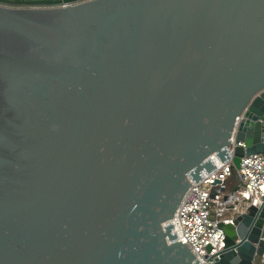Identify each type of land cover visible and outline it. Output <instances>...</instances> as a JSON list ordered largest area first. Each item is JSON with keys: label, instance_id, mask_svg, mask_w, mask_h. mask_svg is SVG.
<instances>
[{"label": "water", "instance_id": "95a60500", "mask_svg": "<svg viewBox=\"0 0 264 264\" xmlns=\"http://www.w3.org/2000/svg\"><path fill=\"white\" fill-rule=\"evenodd\" d=\"M214 152L264 153V0H0V264H205L165 223ZM221 226L264 264V200Z\"/></svg>", "mask_w": 264, "mask_h": 264}, {"label": "built area", "instance_id": "2783aa9c", "mask_svg": "<svg viewBox=\"0 0 264 264\" xmlns=\"http://www.w3.org/2000/svg\"><path fill=\"white\" fill-rule=\"evenodd\" d=\"M26 6L18 4L11 7ZM244 145L231 140L228 148L232 157L236 146ZM216 167L211 171H202L199 181L183 197L174 218L165 224H172V232L177 240L190 246L195 256L208 264L207 256L216 255L225 246V231L221 226L233 224L237 215L244 213L264 200V153L244 155L238 169L239 179L235 187L228 190L229 180L233 176L232 160H222L217 152L209 156ZM164 224V225H165Z\"/></svg>", "mask_w": 264, "mask_h": 264}, {"label": "crops", "instance_id": "0c3cea01", "mask_svg": "<svg viewBox=\"0 0 264 264\" xmlns=\"http://www.w3.org/2000/svg\"><path fill=\"white\" fill-rule=\"evenodd\" d=\"M237 184H238V180L235 178V181H232V177H231L230 180H229V185H228L229 188H228V190L232 191L233 189H235Z\"/></svg>", "mask_w": 264, "mask_h": 264}, {"label": "flooded vegetation", "instance_id": "af4514ba", "mask_svg": "<svg viewBox=\"0 0 264 264\" xmlns=\"http://www.w3.org/2000/svg\"><path fill=\"white\" fill-rule=\"evenodd\" d=\"M3 4H4V5H7V6H16V5H18V4L13 3V2H4ZM21 5H29V4L23 3V4H21Z\"/></svg>", "mask_w": 264, "mask_h": 264}, {"label": "rangeland", "instance_id": "374dc122", "mask_svg": "<svg viewBox=\"0 0 264 264\" xmlns=\"http://www.w3.org/2000/svg\"><path fill=\"white\" fill-rule=\"evenodd\" d=\"M232 181H235V177L234 176H232Z\"/></svg>", "mask_w": 264, "mask_h": 264}]
</instances>
